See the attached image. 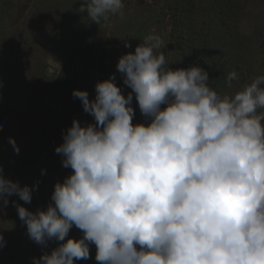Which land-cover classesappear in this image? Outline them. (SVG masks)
I'll list each match as a JSON object with an SVG mask.
<instances>
[{
  "label": "clouds",
  "instance_id": "1",
  "mask_svg": "<svg viewBox=\"0 0 264 264\" xmlns=\"http://www.w3.org/2000/svg\"><path fill=\"white\" fill-rule=\"evenodd\" d=\"M123 8L85 0L80 11L99 23ZM165 44L153 30L116 65L147 124H133L132 93L114 76L94 99L73 90L95 123L73 119L55 147L71 173L45 209L13 202L34 242H60L33 264L89 259L90 243L99 264H264V76L221 96L202 68H169ZM237 78L229 72L228 87ZM32 190L0 174L3 205L31 203ZM73 225L82 238L68 236Z\"/></svg>",
  "mask_w": 264,
  "mask_h": 264
},
{
  "label": "rangeland",
  "instance_id": "2",
  "mask_svg": "<svg viewBox=\"0 0 264 264\" xmlns=\"http://www.w3.org/2000/svg\"><path fill=\"white\" fill-rule=\"evenodd\" d=\"M76 2L84 5L82 0H0V174L33 189L31 203L17 195L9 196L7 205L0 202V235L4 238L0 264H33V257L38 259L58 247L60 242L55 239L44 245L34 242L15 204L35 212L53 203L54 183L62 182L72 171L62 165L55 147L62 143V134L73 119L82 125L95 123L73 90H85L89 99H94L101 64L106 79L114 76L123 95L132 93L117 70L118 58L134 52L155 30L166 42L159 51L168 67L202 68L208 73V85L221 96L232 95L254 78L264 76L260 66L264 59V0H247L245 12L239 23L232 24L233 29L216 28L227 37L217 49L204 37L207 29L201 12L191 27L182 20L174 28L170 16L162 14L160 0H122L123 15L109 13L106 19L101 18L82 45L87 30L80 25L82 16L75 13L79 10ZM74 38L80 41L77 45L72 43ZM50 69L55 78L49 76ZM232 71L238 78L228 87L226 77ZM77 76V88L69 87L67 96L61 94L66 79ZM132 96L133 124H147L149 118L138 109L135 93ZM24 156L30 157V165ZM27 165L28 179L23 175ZM68 236L79 239L83 233L73 225ZM95 252V245L90 243V258L74 264H99Z\"/></svg>",
  "mask_w": 264,
  "mask_h": 264
},
{
  "label": "trees",
  "instance_id": "3",
  "mask_svg": "<svg viewBox=\"0 0 264 264\" xmlns=\"http://www.w3.org/2000/svg\"><path fill=\"white\" fill-rule=\"evenodd\" d=\"M162 3V14L170 16V24L175 28L179 21L184 20L188 27H191L192 22H196L198 13L201 12L203 25L207 29L204 37L207 38L209 45H220L221 41L227 39L226 35L220 33L217 27H228L233 29L232 24L239 23L246 6L247 0H160ZM149 5V4H148ZM165 11V12H164ZM169 11V12H168ZM95 26V25H94ZM93 26V27H94ZM196 32V30H194ZM86 43V42H85ZM75 60L73 65H75ZM201 61V60H200ZM203 62V60H202ZM261 69L264 73V59L261 61ZM106 79L103 64L98 69V81ZM64 94L62 90L60 92ZM57 102V99H56ZM65 104V103H64ZM138 106V102H136ZM139 109V107H138ZM25 157V156H24ZM23 157V158H24ZM25 160L28 165L31 163L30 157ZM23 164V163H22ZM25 167L24 173L27 178L30 167ZM24 166V165H23ZM28 179V178H27ZM96 253V252H95ZM94 254V253H93ZM87 260V259H86Z\"/></svg>",
  "mask_w": 264,
  "mask_h": 264
},
{
  "label": "flooded vegetation",
  "instance_id": "4",
  "mask_svg": "<svg viewBox=\"0 0 264 264\" xmlns=\"http://www.w3.org/2000/svg\"><path fill=\"white\" fill-rule=\"evenodd\" d=\"M83 2H84V4H85V0H82ZM78 5H79V7H78V9L79 10H77L75 13H78L79 14V16H82L81 17V20H80V25H81V27L84 29V30H87L86 31V33H85V38L82 40V45L83 44H85V42L87 43V41H86V39H87V36H88V31L89 30H91L92 29V27L96 24V22H94V21H91V19L88 17V15H87V13L86 12H81L80 11V8H81V4H79L78 2H76ZM84 35V34H83ZM76 38V37H75ZM73 39L72 40V43L74 42V43H76L75 45H77L78 44V41H79V39L77 40V39ZM80 42V41H79ZM71 43V44H72ZM82 48V47H81ZM76 61H77V59H76ZM74 72H71V74H73ZM70 74V75H71ZM80 81V78L77 76V78L76 77H69L68 79H66V81H65V86H64V88H63V91H64V94H65V96H67V89L69 88V87H71V88H74L75 89V87H76V83H78ZM77 88V87H76ZM72 94H70L69 96H71Z\"/></svg>",
  "mask_w": 264,
  "mask_h": 264
}]
</instances>
